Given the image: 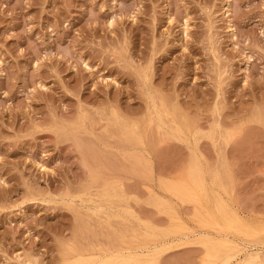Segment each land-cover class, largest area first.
I'll return each instance as SVG.
<instances>
[{
    "label": "rangeland",
    "instance_id": "obj_1",
    "mask_svg": "<svg viewBox=\"0 0 264 264\" xmlns=\"http://www.w3.org/2000/svg\"><path fill=\"white\" fill-rule=\"evenodd\" d=\"M0 264H264V0H0Z\"/></svg>",
    "mask_w": 264,
    "mask_h": 264
},
{
    "label": "bare ground",
    "instance_id": "obj_2",
    "mask_svg": "<svg viewBox=\"0 0 264 264\" xmlns=\"http://www.w3.org/2000/svg\"><path fill=\"white\" fill-rule=\"evenodd\" d=\"M216 220H217V219H216ZM220 223H221V222H220ZM221 226H222V224H221ZM138 258H139V257H138ZM230 258H231V257H230ZM230 258H229V259H230ZM229 259H227L226 261H228ZM109 262H110V261H109ZM113 262H114V261H113Z\"/></svg>",
    "mask_w": 264,
    "mask_h": 264
}]
</instances>
